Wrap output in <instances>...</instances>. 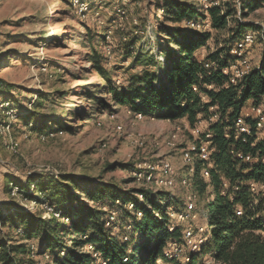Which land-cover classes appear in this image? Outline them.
<instances>
[{
	"label": "rangeland",
	"instance_id": "rangeland-1",
	"mask_svg": "<svg viewBox=\"0 0 264 264\" xmlns=\"http://www.w3.org/2000/svg\"><path fill=\"white\" fill-rule=\"evenodd\" d=\"M158 1L0 0V80L4 81L0 92V213H6L7 205H11L41 213L44 217L61 218L59 211L56 210L59 212L57 215L50 209L45 194L39 192L40 203L27 198L16 185L8 184L11 177L26 180L31 172L52 178L54 181L48 182L57 185L58 191L65 185L73 187L70 191L75 195L73 204H67L74 208H86L88 205L98 209V204L88 196L92 181H113L126 189L145 188L149 202L157 191L164 190L170 192L169 199H179L177 206L181 207L184 203L186 210L188 202L193 201L195 207L194 216L184 221L179 213L171 214L172 225L186 222V229L191 225L194 233L190 242L185 232L188 249H183L179 242H172L166 256L171 259L169 252H177L178 256L173 258L184 263L190 258L187 251L198 250L200 245L194 247L193 244L195 240L203 239L202 232L208 230L210 221L206 204L214 199L211 186L203 194L195 190L193 172L197 157L189 161L185 159L186 149L193 145L187 132L190 130L192 134H198L184 120L140 117L136 115L138 112L115 105L105 93V81L92 62L93 49H96L108 77L120 86L131 84L132 76L146 67L142 63L148 59L152 63L163 59L162 52L168 45L166 29L178 23L166 20L161 12L157 14ZM189 1L204 4L203 0ZM228 1H239L237 18L261 26L259 31L249 30L256 34L255 43L244 56L253 69L260 65L264 54V0L254 10L248 6L256 0ZM243 1L246 17L240 11ZM203 28L210 29V26L208 23L200 27L197 25V29ZM210 31L214 38L207 42L208 47L195 53L199 59L215 50L216 40L221 46L227 36L224 31ZM244 62V59L243 62L241 60V63ZM155 67L152 65L151 69ZM99 99H107L109 107L103 109L98 104ZM259 108L261 113L253 111ZM263 109V106L256 108L251 101L243 114L255 120L264 115ZM19 113L45 117L50 126L54 120L62 119L72 126V130L64 128L42 135L30 129L21 119L17 120ZM80 115H84L85 119H81ZM262 123L263 126L258 129L261 132L264 129ZM184 145L187 146L184 148ZM118 161L133 163V167L129 170L122 167L107 169L109 164ZM165 161L171 162L173 169V182L169 187L144 181L135 174V171L148 168L149 163ZM199 169L202 175L209 176L207 161ZM7 185L11 187L10 193ZM224 185L226 191L229 187L227 183ZM250 188L254 192H262L264 197V185L251 182ZM60 191L56 199L63 201L65 191L63 188ZM172 199L167 203H171ZM162 205H165L164 201ZM103 209L109 212L108 219L114 217V224L120 226L123 220L120 224L116 223V210ZM61 221L70 226L75 219ZM111 223L113 220L108 224ZM14 229L0 224V240L17 242ZM116 231L120 230L117 228ZM22 243L27 249L31 247L33 254L37 253V240ZM88 249L93 251L92 247ZM30 259L32 264H53L47 256L32 255ZM204 264L218 263L208 255Z\"/></svg>",
	"mask_w": 264,
	"mask_h": 264
},
{
	"label": "trees",
	"instance_id": "trees-1",
	"mask_svg": "<svg viewBox=\"0 0 264 264\" xmlns=\"http://www.w3.org/2000/svg\"><path fill=\"white\" fill-rule=\"evenodd\" d=\"M237 3L209 0L199 5L189 0H159L157 14L161 12L166 20L178 24L166 29L168 45L162 52L163 59L141 62L146 67L132 76L129 85L113 83L101 64L102 57L93 49V66L104 79V91L115 105L140 112L144 117L184 120L191 127L200 119L205 120L198 135L187 132L189 142L197 145L206 133H211L210 146L214 149L209 176L202 175L199 169L206 162L199 158L198 151L193 153L194 158L197 157L193 172L195 190L203 194L211 186L214 196L213 201L206 204L210 223L207 232H202L203 243L198 250L187 251L190 258L184 263L166 256L172 242H179L183 249H188L187 223L179 220L181 223L172 225L171 217L185 211L184 203L177 206L178 198H171L173 201L167 203L171 201L169 191H157L149 202L145 188L126 189L113 181H92L88 196L98 204V209L88 205L74 208L67 204H73L75 195L70 192L73 187L65 185L58 191L57 185L48 182L54 181L52 178L31 172L26 180L11 177L8 184L16 185L19 192L40 203L39 192L45 194V200L60 212L61 218L44 217L41 213L7 205L6 213H0V224L15 228L18 241L0 240V264H32V255L47 256L53 264H204L208 255L218 264H264V197L262 192L250 188L251 182L264 185V129L259 131L257 120L243 114L251 101L256 108H264V54L260 65L240 79L232 80L231 75L223 71L237 59L231 52L235 42L249 30H261L260 25L237 18ZM261 4V0H256L249 3L248 8L254 10ZM245 10L243 1L240 11L244 17ZM206 23L210 29H197V25ZM211 29L224 31L227 36L221 46L216 40L215 50L199 59L195 53L208 47L207 42L213 37ZM208 62L216 64L207 68L205 63ZM150 65H155V69ZM3 84L0 80V92ZM106 101L100 100L98 104L103 109L108 108ZM240 116L244 117L250 133L237 131ZM80 117L83 119L84 115ZM19 119L42 135L64 128L72 130L62 119L54 120L50 126L48 119L34 113H19ZM239 152L255 160L246 161ZM117 167L129 170L133 163L118 161L109 164L107 169ZM224 183L229 187L226 191ZM61 188L65 191L63 201L56 199ZM10 189L7 185L8 193ZM104 207L115 209L116 223L122 220L124 223L114 224V217L108 219L109 212ZM65 218L67 222L73 218L75 221L68 226L61 221ZM110 220L113 223L108 224ZM25 240L38 241L37 253L33 254L31 247L26 248L22 243Z\"/></svg>",
	"mask_w": 264,
	"mask_h": 264
},
{
	"label": "bare ground",
	"instance_id": "bare-ground-1",
	"mask_svg": "<svg viewBox=\"0 0 264 264\" xmlns=\"http://www.w3.org/2000/svg\"><path fill=\"white\" fill-rule=\"evenodd\" d=\"M204 3H208L209 0H203ZM212 4H215V2H212ZM256 35V34H255ZM255 35L254 32H247L244 34L242 38H240L238 41L235 42V45L232 47V54L237 56V59L233 61L228 67L224 68V72L228 75H231L232 80H237L243 77L244 75H247V73L252 69L250 65H248L246 62V59L244 58L245 53H247L248 49L253 46L255 43ZM243 59L245 60L244 63H241V60L243 62ZM207 68H210L214 66L216 63H205ZM243 64H245L243 66ZM213 68V67H212ZM137 116H142V113L138 112L136 114ZM257 127L261 126L264 122V115L259 116L257 119ZM205 120L200 119L196 126H194V132L195 130L197 131L196 134H199L201 132V127L203 126ZM263 126V125H262ZM4 125L3 123L1 124V128H3ZM236 129L238 132H243V133H250V129L248 125L246 124L244 117L240 116L236 122ZM211 139V133H206V136L204 140H210ZM206 149H212L210 146V142H203V146H201V139L199 141V144L197 145L196 143H193L191 147H188L185 151V159L191 160L193 159L194 155L193 153L195 151H198L199 158L203 159L205 162L207 161L208 169L209 167L212 166L211 158L210 156H206ZM195 154V153H194ZM240 157L241 154H239ZM246 161H251L252 157L250 155H246V158L243 157ZM171 163V162H170ZM169 162H162V163H149L147 166L148 168L143 169V170H138L135 171V174L139 178H143L144 181H153L154 183L162 186V187H169L172 185L173 180L171 179V174H172V165ZM205 165V164H204ZM207 169V174L209 175V170ZM151 183V182H150ZM186 210L185 212L179 213V217L181 220H187L189 218H192L195 214V207H194V202L189 201L188 204L186 205ZM50 209L54 211L58 215L59 212H56L54 207L50 205ZM130 207H133V204L130 205ZM188 238H190V242L192 239V235L194 233L193 227L190 225L188 229H186ZM200 243V244H199ZM203 243V239H199L198 241L195 240V243L193 244L194 247H197L198 245H201ZM176 244V243H175ZM169 257L173 258L178 256L177 252H169L168 254Z\"/></svg>",
	"mask_w": 264,
	"mask_h": 264
},
{
	"label": "built area",
	"instance_id": "built-area-1",
	"mask_svg": "<svg viewBox=\"0 0 264 264\" xmlns=\"http://www.w3.org/2000/svg\"><path fill=\"white\" fill-rule=\"evenodd\" d=\"M261 108L259 109H253L256 110L258 113H261L262 110H260ZM195 133H197V131L195 130ZM203 142H212L211 140H204V138H201V146H203ZM214 152V149H206V156H212V153ZM241 153V156H244V154L242 152H239ZM246 158V155L244 156Z\"/></svg>",
	"mask_w": 264,
	"mask_h": 264
}]
</instances>
